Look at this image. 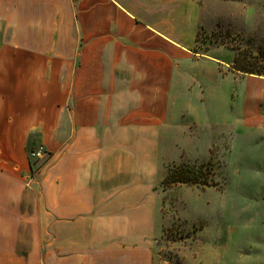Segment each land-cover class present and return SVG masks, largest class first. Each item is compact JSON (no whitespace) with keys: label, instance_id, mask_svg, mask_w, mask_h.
<instances>
[{"label":"rangeland","instance_id":"374dc122","mask_svg":"<svg viewBox=\"0 0 264 264\" xmlns=\"http://www.w3.org/2000/svg\"><path fill=\"white\" fill-rule=\"evenodd\" d=\"M207 1L204 28H198V39L182 60L187 62H168L164 111L159 80L151 83L147 106L140 91H133L135 98L127 91V76L105 74L104 83L95 85L85 114L100 121L89 124L92 135L82 138L81 152L73 147L74 157H61L57 177L64 178L65 167L80 168L87 185H98L103 193L97 209L103 217H49L53 213L43 168L52 154L36 138L29 139L35 171L28 179L31 188L18 203L0 206L5 215L0 226L6 227L2 237L24 257V264H64L65 258L69 264H97L99 248L111 247L109 253L117 254L138 241L150 244L151 264H264V148L239 122L221 124L225 114L219 112L225 108L211 106L210 85L202 91L192 82L193 74L203 82L198 76L203 67L193 62L202 58L224 63L223 73L232 70L235 57L242 67L261 62L264 0ZM113 77L119 81L114 89L109 83ZM69 109L75 115L84 112L83 106ZM60 130L63 136V126ZM57 139L61 146L66 140ZM175 163L203 165L209 186L163 188ZM113 215L117 218H107Z\"/></svg>","mask_w":264,"mask_h":264},{"label":"crops","instance_id":"0c3cea01","mask_svg":"<svg viewBox=\"0 0 264 264\" xmlns=\"http://www.w3.org/2000/svg\"><path fill=\"white\" fill-rule=\"evenodd\" d=\"M208 10L207 0H0V206L18 203L22 192L31 188L27 146L33 137L52 154L43 168L48 209L53 213L49 217H103L97 210L103 193L98 185H87L80 168L65 167L64 178L57 177L61 157L64 161L74 157L73 147L81 152L82 138L92 135L89 124L100 121L85 114L95 85L104 83L105 74L127 76L123 79L127 91L134 98L133 91H140L147 106L151 83L159 80L164 111L168 62L187 59ZM193 62L203 67L198 76L204 79L201 84L193 74L192 82H198L202 91L210 85L211 106L225 108L219 112L225 114L221 124L239 122L264 148V77L231 69L223 73L219 69L225 64L211 58ZM110 80L112 89L117 88L119 81ZM79 106L84 111L79 115L69 109ZM57 138L66 139L62 146ZM5 228L0 226V264H24V257L2 237ZM110 250L95 251L101 257L97 264H151L149 243L122 246L117 254Z\"/></svg>","mask_w":264,"mask_h":264},{"label":"trees","instance_id":"16d2710c","mask_svg":"<svg viewBox=\"0 0 264 264\" xmlns=\"http://www.w3.org/2000/svg\"><path fill=\"white\" fill-rule=\"evenodd\" d=\"M199 32V31H198ZM198 34V33H197ZM198 37L196 36V40ZM261 62H256L253 64V68H248L247 66H240L238 57L233 60L232 70L237 73L244 75H255L259 77H264V52L260 51ZM31 175L35 172L32 167V162L29 160ZM205 168V167H204ZM203 165H188L185 163H175L171 168L169 167L167 174L162 181L163 188L170 187L173 184L191 185V186H209V183L205 180L203 176L204 171Z\"/></svg>","mask_w":264,"mask_h":264},{"label":"built area","instance_id":"2783aa9c","mask_svg":"<svg viewBox=\"0 0 264 264\" xmlns=\"http://www.w3.org/2000/svg\"><path fill=\"white\" fill-rule=\"evenodd\" d=\"M30 156L39 158L40 157V153L39 152L38 153L31 152Z\"/></svg>","mask_w":264,"mask_h":264}]
</instances>
